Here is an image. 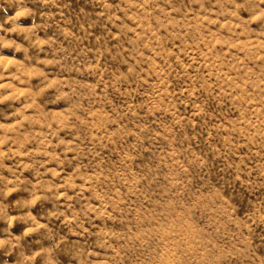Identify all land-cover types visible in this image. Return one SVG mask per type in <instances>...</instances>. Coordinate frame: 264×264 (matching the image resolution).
Segmentation results:
<instances>
[{
    "label": "rangeland",
    "instance_id": "obj_1",
    "mask_svg": "<svg viewBox=\"0 0 264 264\" xmlns=\"http://www.w3.org/2000/svg\"><path fill=\"white\" fill-rule=\"evenodd\" d=\"M261 11L0 0V264H264Z\"/></svg>",
    "mask_w": 264,
    "mask_h": 264
},
{
    "label": "clouds",
    "instance_id": "obj_2",
    "mask_svg": "<svg viewBox=\"0 0 264 264\" xmlns=\"http://www.w3.org/2000/svg\"><path fill=\"white\" fill-rule=\"evenodd\" d=\"M256 0H246V3H255ZM25 12H17L15 17L12 19H18L20 17H24ZM259 19H264V11L258 12L255 16L252 17V21H256ZM35 198V194H33ZM243 192H236V198L243 199ZM230 198L232 196L230 195ZM26 203H32V201H27ZM47 215V213H45ZM41 228L44 229L40 233V236L33 242L34 246L39 248L40 251L34 253L31 256L25 257V260L28 262L35 261L37 256H46V264H60L59 257L65 253L67 250V255L69 257L68 264H72L73 260L79 258L81 253L79 250L73 249L64 243L63 238H59L58 234L53 233L51 229L47 227V225H42ZM37 231L36 229L29 228L26 230V235L31 234L32 232ZM46 233H51V235H47ZM46 240L48 242V247H45ZM5 241L0 240V247L5 245ZM55 254V255H53ZM4 264H8L7 260L4 261Z\"/></svg>",
    "mask_w": 264,
    "mask_h": 264
}]
</instances>
